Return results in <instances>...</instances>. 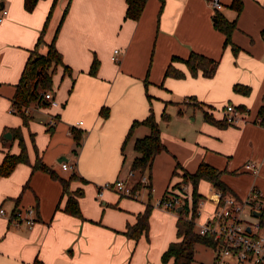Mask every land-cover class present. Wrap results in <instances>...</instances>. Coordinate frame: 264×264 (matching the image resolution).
<instances>
[{
  "label": "crops",
  "instance_id": "0c3cea01",
  "mask_svg": "<svg viewBox=\"0 0 264 264\" xmlns=\"http://www.w3.org/2000/svg\"><path fill=\"white\" fill-rule=\"evenodd\" d=\"M231 1L222 0L219 10L237 19L232 34L240 47L237 52L225 45V34L215 27L217 10L209 0H147L137 20L125 17L126 0H38L32 10L25 8L24 0H0V12L8 9L0 21V131L22 122L25 139L30 134L36 142V148H28L32 161L40 155L60 176L77 174L70 189L84 190L79 217L64 210L68 195L60 178L33 171L25 162L0 176V209L5 210L0 213V264H166L161 256L179 239L177 221L175 233L159 215L168 216L171 225L179 213L154 205L149 232L136 239L125 230L144 211L147 202L139 198L149 190L144 186L137 197L114 189L98 194L104 182L121 176L126 163L127 177L137 155L135 140L150 129L139 124L124 142L126 135L132 122L147 117L151 109L166 145L150 171L152 185L156 183L161 194L158 199L182 193L183 184H190L184 171L194 172L202 162L222 171L227 194L243 199L254 186L264 192V126L257 121L264 106V0H243L240 13ZM46 21L38 50L45 53L55 40L69 69L59 64L48 89L59 104L33 101L25 125L19 115H10L15 112L11 106ZM192 51L219 60L213 76L202 70L193 75L183 61H172ZM95 57L100 66L93 74ZM170 62L185 76H166ZM236 83L249 86L250 92L234 90ZM227 103L240 110L242 120L226 125L206 120V111L224 119ZM103 107L109 109L107 116L101 113ZM164 113H169V120ZM75 131L82 133L77 151ZM62 161L75 164V169H64ZM247 161L258 163L257 173L245 167ZM173 181L177 182L170 191ZM216 188L200 181L204 201L198 224L212 214L215 203L209 197ZM29 206L35 207L34 224L14 223L15 213ZM213 263L212 249L206 264Z\"/></svg>",
  "mask_w": 264,
  "mask_h": 264
},
{
  "label": "trees",
  "instance_id": "16d2710c",
  "mask_svg": "<svg viewBox=\"0 0 264 264\" xmlns=\"http://www.w3.org/2000/svg\"><path fill=\"white\" fill-rule=\"evenodd\" d=\"M38 0H24V5L27 10H32ZM56 1V0H55ZM127 9L125 13L126 18L139 19L145 8L147 0H126ZM238 13L243 9V0H232L230 4ZM68 7L65 10L64 16L67 13ZM217 13L215 15V27L225 34V45L231 44L235 52L239 50V46L234 43L232 39V34L234 29L237 27V19H228L220 10L216 9ZM52 9L50 11V14ZM50 16V15H49ZM48 16V18H49ZM45 23L44 29L38 39L36 48L31 51L30 56L24 66L21 77L17 83L16 91L14 94V106L15 109L23 116V121L28 124L30 120V115L27 112L28 106L33 101H38L41 104H51L50 101L44 98L43 92L52 88L53 84V74L57 69L59 64H63L66 69H69L67 65L64 64L62 59V53L58 50L55 40L48 43V49L46 53H41L38 48L39 45L44 42L43 33L47 26ZM181 60L183 61L190 72L196 75L199 70H202L204 75L213 76L219 60H216L204 53L192 51L188 57L182 58L174 56L172 61ZM100 66V60L95 57L91 65V73L96 74ZM165 75H172L175 77H184V71L176 68L172 62L168 65ZM234 90L243 91L244 93L250 92V87L236 83L234 85ZM101 113L104 116L109 114L108 107H103ZM260 116L263 117L264 121V106L261 107ZM163 117L166 120L170 119L169 113H164ZM205 118L211 123H216L218 125L232 124L225 117L224 119L218 120L212 113L205 112ZM139 124H145L149 127V133L138 137L135 140L134 148L137 151L136 157L133 159L131 164V169L137 171L136 180L133 184V191L142 189L144 186L149 190V201L144 209L137 215V220L133 224H129L125 230V233L136 239H139L143 233H148L150 228V216L153 211L154 204L151 202L153 185H152V175L151 168L153 165L154 158L161 151L166 149V145L161 139V129L158 120L156 119L154 111L151 109L150 113L144 119H135L130 129L126 135L125 141L127 142L133 134L134 128ZM13 137L18 136L22 150L20 153L7 152L3 161L0 163V176L10 175L18 163L25 162L30 163L29 155L27 152V147L22 136V131L11 129ZM74 139L76 141V149L81 146L82 133L79 131L74 132ZM3 141H8L4 137ZM180 163H176L174 173H176L177 168ZM33 169H39L50 173L51 176L60 178L63 183L64 193L68 195L64 210L70 214L82 217V210L80 207L79 198L84 194L83 188H77L76 190L70 189V183L72 180L78 178V175L73 173L69 178H64L60 176L54 168L46 164L41 157L37 158L36 163L33 165ZM146 173L149 176V182L144 185L140 181L141 174ZM184 180L192 184V196H193V206L191 207V218L189 217V206L187 199L184 201L183 209L179 211V217L177 219V235L178 240L172 241L167 249L162 253V261L166 264H192L195 259V247L198 243L205 244L207 246L214 245L213 237L210 235H202L196 228L195 219L199 215V201L203 198V194L199 192V183L202 179L212 182L216 187L224 190L226 192L227 186L222 180V171L218 170L214 166L207 162L200 163L199 167L194 172L184 171ZM84 180V179H83Z\"/></svg>",
  "mask_w": 264,
  "mask_h": 264
},
{
  "label": "built area",
  "instance_id": "2783aa9c",
  "mask_svg": "<svg viewBox=\"0 0 264 264\" xmlns=\"http://www.w3.org/2000/svg\"><path fill=\"white\" fill-rule=\"evenodd\" d=\"M209 2L214 9L219 10L223 7L222 0H209ZM7 12V8L1 9L0 21L4 19ZM114 51L117 53L119 49L116 48ZM43 95L50 101V105L59 104L51 90H46ZM225 111V117L230 123H238L242 120L240 110L234 104L227 103ZM257 121L264 126L263 117L260 116ZM75 166V164L62 161L64 169L74 170ZM245 167L254 173L259 170V165L255 161H247ZM136 174L137 171L131 169L127 177L119 176L112 181L104 182L98 194L102 195L103 189H114L121 195L137 197L140 190L133 191ZM140 181L147 185L149 176L146 173L141 174ZM189 194L187 184H183L182 193L164 195L156 201L155 206L179 212V206L183 209L184 201L186 199L188 201L191 196ZM209 198L215 203L212 214L200 224L197 223V218L195 222L198 224L197 230L200 234L213 237L214 245L210 246L214 252L213 264H264V192L254 186L245 198L240 199L216 188ZM203 201V198L199 201L200 206ZM189 210L191 218L192 209L189 208ZM4 211L3 208L0 209V213ZM255 211H262L263 214L255 215ZM34 213L35 207L33 206L27 207L25 211L19 210L15 213L14 223L20 224L25 220L28 225L32 226L35 222Z\"/></svg>",
  "mask_w": 264,
  "mask_h": 264
},
{
  "label": "rangeland",
  "instance_id": "374dc122",
  "mask_svg": "<svg viewBox=\"0 0 264 264\" xmlns=\"http://www.w3.org/2000/svg\"><path fill=\"white\" fill-rule=\"evenodd\" d=\"M47 52V51H46ZM45 52V53H46ZM11 108L15 109V106L12 105ZM10 114V113H9ZM10 115H19L21 118H22V121H23V116L22 114L19 112V110L15 109V112L14 114H10ZM22 122H20L19 124L17 125H11V126H7L6 129H3L2 131H0V154H3L4 153V156H3V159L6 155L7 152H11V153H20L21 150H22V145H21V141L19 139L18 136H15V137H12V138H9L7 139L8 141H3L2 138L4 137V134L6 132H9V130L11 129H16V130H19L21 131L22 129ZM24 123V122H23ZM25 124V123H24ZM26 125V124H25ZM28 127V126H27ZM22 133V132H21ZM22 136L24 138V142H25V145L27 147V152H28V155H29V159H30V163H27L29 164L31 167H32V170L34 171L33 169V165L36 163L37 161V158L40 157V155H37L35 157V159L32 161V159L30 158V150H28V148H32V150L34 148H36L35 146V143L33 142L34 141V138L33 136H30V134H28V139L26 141L25 137H24V134L22 133ZM41 138V136L39 137ZM28 143V144H27ZM11 148H14V150H12ZM14 151V152H13ZM2 159V161H3ZM61 166V162H58ZM129 167H128V163H126L124 169H123V172L121 174L122 177H126L125 176V173L128 171ZM36 170H39V169H36ZM62 169H58L57 168V171H59L60 173L62 172L61 171ZM70 172V171H68ZM177 178L175 177L173 180H176ZM112 181V180H111ZM156 182V181H155ZM177 182V181H176ZM176 182H172L171 183V186H170V191L173 190V187L175 185ZM189 184V183H188ZM153 191H152V197H151V202L155 205L156 201L158 200V195H161V194H158V190L159 188L156 187V183L153 184ZM200 187L204 189V186L200 185ZM187 190L190 191V194L191 195L189 197V200H188V206L189 208H191L193 206V196H192V190H193V187H192V184L190 183L189 185H187ZM158 189V190H157ZM166 187L164 188V190L162 191V193L165 191ZM186 196V195H185ZM139 200L141 201H144V202H148L149 201V193L146 191V192H143L142 193V198H139ZM159 218L162 219V222H163V225H168V226H171L174 230L176 229V221L175 220L171 225H170V220H169V217L168 216H164V215H159ZM198 222V221H197ZM158 224H161L160 222ZM155 225H157V223L155 222ZM199 228V227H198ZM175 233H176V230H175ZM148 238V237H147ZM211 258H212V249L211 247H207L203 244H198L197 247H196V251H195V259L193 261L192 264H206V263H210L211 262ZM161 261H162V256H161ZM162 263H164L162 261Z\"/></svg>",
  "mask_w": 264,
  "mask_h": 264
},
{
  "label": "water",
  "instance_id": "95a60500",
  "mask_svg": "<svg viewBox=\"0 0 264 264\" xmlns=\"http://www.w3.org/2000/svg\"><path fill=\"white\" fill-rule=\"evenodd\" d=\"M4 137L5 138H11L12 137V133L10 131L9 132H6L4 134ZM181 210H182V206H179L178 211H181ZM262 214H263L262 211H255V215L261 216Z\"/></svg>",
  "mask_w": 264,
  "mask_h": 264
}]
</instances>
